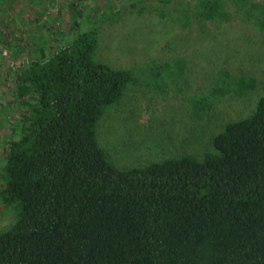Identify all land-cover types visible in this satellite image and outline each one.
<instances>
[{
    "label": "trees",
    "instance_id": "1",
    "mask_svg": "<svg viewBox=\"0 0 264 264\" xmlns=\"http://www.w3.org/2000/svg\"><path fill=\"white\" fill-rule=\"evenodd\" d=\"M139 1L145 4L131 6ZM175 1L159 0L180 11ZM197 2L196 18L229 20L223 0ZM71 7L70 42L28 50L23 39L0 41V64L13 52L19 62L9 65L23 110L19 131L13 130L19 136L6 141L1 158L0 202L16 217L0 230V264H264V95L250 116L214 130L217 102L247 97L258 80L226 69L207 93L191 98L192 117L210 133L202 149L176 147L163 161L118 168L103 128L114 123L119 134L133 119L121 121L123 104L101 120L130 85L146 86V75L151 81L172 62H155L142 79L98 60L99 22L84 30L78 15L87 7ZM0 9L5 13V0ZM182 13L190 18L187 8ZM180 58L186 75L188 59ZM184 83L185 76L179 88Z\"/></svg>",
    "mask_w": 264,
    "mask_h": 264
},
{
    "label": "rangeland",
    "instance_id": "2",
    "mask_svg": "<svg viewBox=\"0 0 264 264\" xmlns=\"http://www.w3.org/2000/svg\"><path fill=\"white\" fill-rule=\"evenodd\" d=\"M135 1L5 0V13L0 14L1 42L13 43L16 39H23L28 50L40 44L52 49L70 42L73 37L71 16L75 9L71 7L72 2L84 4L87 9L83 10L82 16L78 15L83 29L99 22L98 60L115 68L132 69L142 79L144 71L155 62H172L170 70L163 74L159 72L158 77H151V81L146 75V86L130 85L123 98L101 120L102 125L108 113L113 109L117 111L123 104L122 112L116 115L129 125L133 119L130 130L124 128L119 134L114 123L111 130L103 128V144L110 148L112 162L121 169L163 161L177 152L176 147L189 152L202 149L203 142L210 140L208 124L194 120L189 102L196 93H207L223 70L227 69L238 77H255L259 85L245 98L217 102L219 122L216 124L220 125L214 126L216 132L221 131L227 121L250 116L264 95V0H248L244 6H240L237 0H223L225 12L230 14L229 20L210 22L193 15L197 0H176L181 4L180 11L176 10L175 4H162L159 0H144L145 4L139 1L133 8L131 5ZM188 1L192 5L187 4ZM142 6L145 9L141 14L139 8ZM186 8L191 12L190 18L182 13ZM181 56L189 62L186 75ZM4 60L0 64V173L4 163L1 158L6 155V141L19 136L23 116L13 92L15 74L9 65L11 62L19 65V62L14 52L7 61ZM171 74L176 81L169 77ZM184 76L186 83L179 88ZM109 123L108 120L105 122ZM14 128L18 131H13ZM112 130L116 134L111 133ZM142 144L150 149H141ZM15 217V210L0 202V230H6Z\"/></svg>",
    "mask_w": 264,
    "mask_h": 264
}]
</instances>
